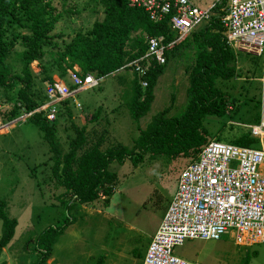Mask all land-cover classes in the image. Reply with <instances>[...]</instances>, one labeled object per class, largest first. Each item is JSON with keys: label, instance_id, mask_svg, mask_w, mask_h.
<instances>
[{"label": "rangeland", "instance_id": "rangeland-1", "mask_svg": "<svg viewBox=\"0 0 264 264\" xmlns=\"http://www.w3.org/2000/svg\"><path fill=\"white\" fill-rule=\"evenodd\" d=\"M47 0H44V2ZM61 12L50 41L43 45L44 55L32 63L35 74L32 97L42 100L46 84L61 79L71 84L55 63L57 53L78 33H87L93 24L103 20L101 0H49ZM201 8L217 0H191ZM8 39L12 41L14 71H20L17 52L25 47L22 36L28 33L27 21L16 7L10 15ZM186 52L171 59L155 87V98L146 116L135 121L124 103L123 93L132 79V69L121 68L107 76L100 87L82 91L63 104L56 123L57 135L64 149L76 136L73 124L84 127L90 147L100 143L101 149L122 145L132 147L153 117L166 108L168 115H180L188 104L189 78L186 68L192 62ZM237 74L229 80L218 79L224 92L227 111L222 116H207L205 125L212 139L229 143L251 125L264 122V55L237 53ZM15 91L0 90V201L16 218L15 235L0 255V264H33L39 255V235L50 225L72 222L53 247L51 264H138L142 262L152 236L176 193L181 171L189 159L171 160L159 157L135 165L127 159L112 162L109 168L118 179L109 197L92 203L76 202L52 174L51 152L39 128L20 110L9 120ZM235 102L232 103V100ZM20 118V119H19ZM263 142L259 141V145ZM257 146V145H256ZM264 171V165L261 167ZM73 206L68 208V205ZM2 219L0 217V235ZM174 253L201 264H264V244L238 246L225 236L220 240H188ZM134 252L140 254L135 255Z\"/></svg>", "mask_w": 264, "mask_h": 264}, {"label": "trees", "instance_id": "trees-1", "mask_svg": "<svg viewBox=\"0 0 264 264\" xmlns=\"http://www.w3.org/2000/svg\"><path fill=\"white\" fill-rule=\"evenodd\" d=\"M101 3L105 13L103 20L96 21L87 33H78L57 53L55 63L64 75L76 64L85 74L111 75L147 51V36L165 35L167 42L175 38L166 21L153 22L143 9L129 6L127 0H101ZM16 7L25 17L28 30L22 36L25 48L16 53L21 65L17 72L9 60L13 46L7 35L10 15ZM60 16L61 12L49 0H0V90L6 93L15 91L13 98H7L14 102L9 120L17 118L20 110L24 113L34 110L45 99V96L42 100L32 97L35 78L32 63L43 57V45L50 41ZM223 31V23L215 17L168 48L164 63L151 61L143 75L129 68L133 70L132 79L123 93L124 103L131 117L138 121L150 111L155 87L168 62L186 52L193 54L192 62L186 68L189 87L185 112L170 116V108H166L158 113L132 147L116 145L101 149L100 143L86 147V129L73 124L76 136L70 139L66 150L57 135V122H49L43 112H36L28 118L39 128L49 146L52 174L65 189L62 200L66 194L80 203H92L103 196H111L118 179L117 173L109 168L112 162L123 164L129 159L137 165L146 156L150 160L167 157L174 161L186 158L190 162L198 157L201 149L212 140L205 125L206 117L222 116L227 111L225 94L216 85L217 80H229L237 74V54L227 45ZM142 79L147 81L146 87L142 86ZM229 143L255 147L259 145V139L249 131L232 138ZM6 206V201H0V255L13 239L18 224L16 218L7 214ZM72 206L70 204L68 208ZM71 222L65 218L62 223L43 230L37 244L39 255L33 264H46L51 259L54 245ZM134 254L140 256L137 252ZM95 264H103V257Z\"/></svg>", "mask_w": 264, "mask_h": 264}, {"label": "built area", "instance_id": "built-area-1", "mask_svg": "<svg viewBox=\"0 0 264 264\" xmlns=\"http://www.w3.org/2000/svg\"><path fill=\"white\" fill-rule=\"evenodd\" d=\"M143 9L155 23L166 21L175 38L147 36V51L122 68L143 75L151 61L164 63L165 51L215 17L223 23L224 39L236 54L264 55V0H217L207 8L191 0H127ZM71 84L54 79L46 84L44 101L24 113V120L43 112L56 123L65 102L82 91L100 87L107 76L83 73L76 64L67 69ZM143 87L147 81L142 79ZM20 119V118H19ZM264 137V122L250 126ZM264 143L248 147L209 141L198 157L181 171L178 187L152 236L142 264H201L177 256L175 247L188 240H220L230 236L238 246L264 244Z\"/></svg>", "mask_w": 264, "mask_h": 264}, {"label": "crops", "instance_id": "crops-1", "mask_svg": "<svg viewBox=\"0 0 264 264\" xmlns=\"http://www.w3.org/2000/svg\"><path fill=\"white\" fill-rule=\"evenodd\" d=\"M252 126V125H251ZM250 132H251V128H250ZM251 134H252V132H251ZM253 135V134H252ZM254 136V135H253ZM256 137V136H255ZM258 139H259V141H262L263 143H264V137L263 138H260V137H257ZM216 139V138H215ZM220 141V140H219ZM252 147H254V146H252ZM255 147H262V145H260V146H255ZM5 249V248H4ZM54 260V258H51V259H49L47 262H46V264H51L52 263V261Z\"/></svg>", "mask_w": 264, "mask_h": 264}]
</instances>
